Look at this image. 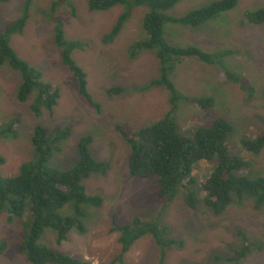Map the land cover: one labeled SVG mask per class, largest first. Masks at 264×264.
Returning <instances> with one entry per match:
<instances>
[{
    "label": "rangeland",
    "instance_id": "1",
    "mask_svg": "<svg viewBox=\"0 0 264 264\" xmlns=\"http://www.w3.org/2000/svg\"><path fill=\"white\" fill-rule=\"evenodd\" d=\"M219 0H182L172 10L173 15ZM27 20L21 33L9 36L16 55L40 73V81L59 90V99L51 111L42 109L35 116L30 106L36 93L21 103L17 93L22 79L18 71L7 64L0 66V124L17 119L19 126L15 139L0 138V166L2 177L15 176L19 167L33 159L31 136L36 126L47 130L69 128L70 136L61 146V152L49 160L51 168L66 171L78 161V145L90 137L89 151L95 160L108 162L105 175H93L83 181L90 196H99V208H86L84 231L72 230L67 239L55 242V234L45 229L39 241L49 249L91 264H233L227 259L242 248L245 252L238 264H264V208L254 210L253 200L245 198L240 204L229 205L220 215L198 203L194 209L185 205L182 194L168 208L155 198L156 179L132 178L128 175L130 147L117 126L136 132L161 120L172 108L168 92L162 87H147L159 78L160 64L153 50L131 51L146 39L142 19L146 7L118 5L106 11H91L88 0H0V24L18 20L24 13ZM59 3L53 14L52 5ZM264 8V0H237L232 11L220 15L215 22L216 39L208 40L209 29L199 27L194 35L196 43L215 47L216 53L231 51L222 65L207 67L195 60L177 64L170 80L177 91L191 99L210 92L213 106L198 108L179 102L173 118L181 131L208 127L222 118L232 125L226 142L228 150L245 159L246 175L264 176V149L258 155L243 152L241 141L253 140L264 131V24L246 25L245 13ZM125 12L128 18L118 34L105 43L118 18ZM169 16H172L168 11ZM59 22V23H57ZM60 26L66 41L79 44L71 57L84 71L87 92L93 104L79 94L76 78L64 65L61 49L55 43V30ZM177 24H167L165 27ZM191 28V27H190ZM201 34V35H200ZM206 39V40H205ZM212 41L211 43H209ZM213 50V49H211ZM215 53V52H214ZM220 71L221 79L217 78ZM227 70L242 78L253 88H239L223 76ZM244 78V80H243ZM209 86V87H208ZM112 88H121L120 94H108ZM215 164V163H214ZM212 163L199 162L192 176L198 183L209 175ZM203 179V180H202ZM200 199L196 188L191 189ZM68 215V207L63 209ZM134 218L155 220L165 228L166 239L179 242L162 250L151 236L134 242L120 256L119 233L116 225H125ZM27 229L14 219L8 221L6 210L0 211V242L5 244L0 253V264H30L20 246ZM242 236L248 246H243ZM162 258V260H161Z\"/></svg>",
    "mask_w": 264,
    "mask_h": 264
},
{
    "label": "trees",
    "instance_id": "2",
    "mask_svg": "<svg viewBox=\"0 0 264 264\" xmlns=\"http://www.w3.org/2000/svg\"><path fill=\"white\" fill-rule=\"evenodd\" d=\"M4 1V0H2ZM66 2L67 0H59ZM179 0H88L91 11H106L118 5L146 7L148 12L142 19L146 39L135 45L131 55L139 50H153L160 64L159 78L150 82L147 87H162L169 94L172 106L170 111L159 121L136 132H129L117 126V130L128 143V175L139 179H156L158 189L155 198L162 201V208H168L174 199L183 193L182 200L186 206L194 209L200 202L209 208L214 215L222 214L229 205H240L245 198L253 200L254 210L264 208V176L250 178L246 175L248 164L244 158L231 153L226 142L232 133V125L222 118L212 121L208 127H197L190 131H181L173 118L176 104L185 102L198 108H210L213 99L210 97L186 98L181 95L170 80L177 64L186 60H197L200 63L213 66L222 65L225 57L231 51L208 53L194 46L179 47L169 44L165 39V26L177 24L197 28L207 24L220 15L232 11L237 6V0H219L199 9L189 11L179 16H169L170 11ZM59 3L52 5L53 14ZM27 7L23 15L16 21L0 24V66L7 64L21 75V85L17 93L18 102H25L35 91L34 103L30 106L35 116L42 109L51 111L60 97L59 90L40 81V73L21 60L10 46L9 36L21 33L27 20ZM129 13H123L117 20L105 43L113 39L121 30ZM246 25L264 24V8L245 13ZM59 23V22H57ZM55 30V43L61 49L64 65L76 78L79 94L90 104L92 100L87 92V80L84 71L72 59V52L79 44L66 41L58 25ZM224 78L245 88L249 94L253 88L242 78L227 70H223ZM244 80V78H243ZM109 95L120 94L121 88H112ZM19 121L10 120L0 124V138L15 139ZM70 136V129L55 128L47 130L36 126L32 132L31 145L33 159L22 164L18 173L11 177L0 175V211L8 214V221L14 219L23 223L27 229L20 251L30 264H91L60 252L49 249L39 243L44 230L50 229L55 234V242L61 243L67 239L72 230L84 231L83 219L86 218V208H99L103 200L99 196H90L85 191L83 181L93 175H105L109 169L108 162H99L89 151L90 137H84L78 145V161L66 170L60 171L49 166V160L61 152V146ZM243 152L258 155L264 149V131L253 140L241 141ZM5 162L0 156V166ZM199 162L212 163L209 175L196 186L198 180L192 176ZM215 163V164H214ZM196 188L202 193L200 199L191 191ZM68 207L70 214L64 215L63 209ZM114 231L119 233L120 257L129 247L145 236H151L162 250L171 246H181L164 237L165 228L157 221H144L134 218L131 223L116 225ZM243 246H248L247 239L242 236ZM5 244L0 242V253ZM241 248L227 259L238 264L244 256ZM162 260V258H161ZM162 264V261H159Z\"/></svg>",
    "mask_w": 264,
    "mask_h": 264
},
{
    "label": "crops",
    "instance_id": "3",
    "mask_svg": "<svg viewBox=\"0 0 264 264\" xmlns=\"http://www.w3.org/2000/svg\"><path fill=\"white\" fill-rule=\"evenodd\" d=\"M180 1H182V0H179V2ZM178 2V3H179ZM177 3V4H178ZM176 4V5H177ZM176 5L174 6V7H176ZM203 6H206V5H199V6H197V7H192V9H190V10H187V11H185V12H182V13H180L179 15H173V13H172V9L174 8H172L171 10H170V14L172 15V16H174V17H179V16H182V15H184V14H186V13H188L189 11H192V10H195V9H199V8H201V7H203ZM169 14V13H168ZM216 20V19H215ZM215 20H213V21H211V22H209V23H207V24H204V25H201V26H199V27H203V29H200L201 31L202 30H206V29H209V31H211L210 32V35L208 36V39H207V41L208 40H211V38L213 39V42H214V44H218V43H220L221 44V42H222V39H220V40H218V39H216V37L218 36L217 35V30L215 29ZM215 21V22H214ZM199 27H197V28H190V27H187V26H180L179 28H176L175 26H168L167 28L165 27V39H166V41L169 43V44H171V45H174V46H179V47H187V46H194V47H197V48H199V49H201L202 51H205V52H208V53H216L217 51H215L214 49H215V47H214V45H213V47H206V44H204V45H201V44H199V43H196V41H194V40H196V38L194 37V35H195V33L197 32V31H200V30H198L199 29ZM201 35V34H200ZM206 40V39H205ZM212 41H210L209 43H211ZM211 49H213V50H211ZM192 61H195V60H186V61H183V62H189V63H192ZM183 62H181L180 64H182ZM179 64V65H180ZM207 67H213V66H209V65H206ZM215 71V74H216V70H214ZM217 75V74H216ZM217 78L219 79V81H220V79H221V74H220V71H218V75H217ZM209 87V86H208ZM210 95V92H205V93H203V97H208Z\"/></svg>",
    "mask_w": 264,
    "mask_h": 264
}]
</instances>
